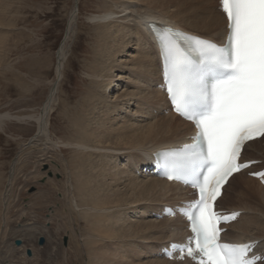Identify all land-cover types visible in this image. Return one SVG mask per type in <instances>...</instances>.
Listing matches in <instances>:
<instances>
[{"label": "bare ground", "instance_id": "bare-ground-1", "mask_svg": "<svg viewBox=\"0 0 264 264\" xmlns=\"http://www.w3.org/2000/svg\"><path fill=\"white\" fill-rule=\"evenodd\" d=\"M108 2L109 5H106L101 15L94 18L97 21L94 39L98 42L95 45L97 48L91 54V63L90 66L88 65L91 78L87 80L92 87L85 94L86 103L77 107L73 119H70L76 135L71 139L69 145L75 148L74 153L78 155L74 160L76 165L73 172L69 171V166L66 163L64 166L67 174L66 185H63L65 200L71 198L66 202V205L69 209H74L75 212H78V207L85 209L82 211L80 208L82 213H79L86 217L89 223L83 243L85 250L88 251V260L86 261L88 264H129L132 259L142 257L141 255L144 253H141L140 250L143 249L142 252H144L151 247L150 244L158 245L153 257L158 261L153 259V261H141L139 264H190L188 262H170L162 259L159 254L161 249L168 248L171 243L178 244L187 236L186 224L183 220L179 217L173 219L163 217L160 222L154 219L131 222L129 221L130 216H127V214L137 213L138 209H141L143 210L141 212L143 219L151 212L161 214L163 207H175L180 202H188L193 198L188 189L176 183H167L152 175L154 169L152 168L151 154L157 150L185 143L186 137L191 135L192 130L189 123L170 112L163 92L157 88L159 61L156 49L153 47L151 29L148 24L172 26L221 43L226 32V21L219 10L218 0H108ZM6 6V0H0V29L2 28L1 17L5 13ZM72 14L74 15L69 19L67 34L73 24L76 11ZM7 36L0 31V54L10 41ZM58 53L59 64L56 74L60 76L64 59L63 50L60 49ZM125 53L129 59L122 61ZM123 70H128V75L133 78L131 84L128 85V89L131 91L123 92L114 102L109 101V86H116L114 73H122ZM55 90L51 92L37 117L28 116L29 119H35L38 131L35 136L36 140L43 136L46 137L48 134L47 121L50 117ZM130 103L137 104L136 108L138 109L133 112V115L136 114L140 119H135L133 122L123 119L121 122L117 113L123 111V107ZM26 119L27 117L8 114L0 116V129L4 121ZM263 141L264 137H261L259 140L248 143L243 151V159L264 162V147H258V144ZM46 145L45 142L39 145V150H49L50 148ZM123 156L126 162L124 167L117 163V160ZM13 167H15L14 164L10 171L9 181L12 179ZM145 168L147 170L144 171ZM261 169H264V166L255 167L253 172ZM136 171H139V177H136ZM72 178L76 179V185H83L76 195H73L75 188L71 181ZM234 180H236L234 185L229 187ZM257 186L264 189V186L248 177L246 173L240 172L233 175L224 187L218 205H220V210L241 212L239 218L227 226L226 233L223 235L224 240L236 243L257 241L256 252L264 254V242L260 241L264 238V190L262 192L257 190L255 193L254 187ZM229 188L235 192L237 205L235 203L234 206L223 208L221 204L223 200L225 201ZM7 193L8 190L1 198V204L4 207V210L1 211V219L4 221L0 228L4 232H0V264H27L30 257L27 259V255L25 256V247L27 246H25V241L20 239L21 245L17 247L14 245L16 239L12 240L10 248L15 253L12 250H7L4 241L5 233L8 230L7 221H5ZM254 201L257 203L254 204ZM224 203L223 205L226 206L227 204ZM249 210L256 211L258 214H253ZM56 213L60 221L64 220L59 212H53V216ZM62 225L63 227L60 228L65 227L61 222ZM252 228H255L257 232L255 233L254 229V233L252 231L249 234L248 230L251 231ZM37 230V227L33 225H26L24 229L26 234L23 235L33 236ZM40 230V234L42 232L54 234L49 230L46 231L42 228ZM233 230L237 232L229 236ZM76 232L77 227L70 231L73 235ZM68 235L71 237L72 246L76 245L78 248L77 243L79 242L73 239L69 233ZM143 241L149 242L144 243ZM28 242L30 243V241ZM45 243L43 248L36 249L37 254L41 253L40 250H45L43 261L36 260V264H63L64 249L60 248L61 244H59L60 246L55 245V241L53 242L51 237ZM49 246L50 250L51 246L52 249L54 246H58L59 250L54 254L47 251ZM73 251L75 252V250ZM50 255H53L52 259ZM32 258L34 257L32 256ZM32 258L30 261L33 260Z\"/></svg>", "mask_w": 264, "mask_h": 264}, {"label": "rangeland", "instance_id": "rangeland-1", "mask_svg": "<svg viewBox=\"0 0 264 264\" xmlns=\"http://www.w3.org/2000/svg\"><path fill=\"white\" fill-rule=\"evenodd\" d=\"M6 2L7 11L5 10V13L2 14L0 31L4 32L6 36L9 35L7 37L10 41L0 54V116L8 114L27 117V119L4 121L0 129V212L4 210L1 198L8 190L5 202L7 212L5 221H7L8 230L6 229L4 241L7 250H12L15 253L10 248L12 247L10 243L12 244V240L15 239H23L25 246L27 245L25 256L27 250L30 252V256H26V258L34 257L32 261L29 258L27 264H36V260L43 261L45 257L44 249L40 250L41 253L38 254L36 249L43 248L45 242L51 237L53 242L55 241V245L61 244L60 248L64 249L63 264H86L88 251L85 250L83 243L89 223L88 219L79 213L85 209L78 207V212H75L74 209H69L66 205V202L71 198L65 200L63 185L66 182L67 174L64 166L66 163L69 166V171L73 172L76 165L74 160L78 154H75V148L69 145L71 139L76 135L70 119H73L76 108L82 103H86L85 94L92 87L87 80L91 78L89 70L91 54L97 48L95 45L98 42L94 39L95 31H97L95 30L97 21L94 18L101 15L109 2L108 0H6ZM74 11H76V16L73 22L71 21L73 24L67 34L69 19L74 15L72 14ZM60 49L63 50L64 59L60 76H58L56 68L59 64L58 52ZM126 54H123L122 61L129 59ZM132 55L134 56V53ZM123 68L125 67L123 66ZM123 71L114 73L116 86H109L110 97L108 98L106 95L109 101L114 102L123 92L131 91L128 89V85L131 84L133 78L128 75V70ZM53 90H55L54 101L47 121L48 134L46 137L43 136L36 140L35 136L38 131L35 119H29L28 116L37 117L39 115ZM136 106V103L124 106V110L117 113L119 120L121 122L123 119L130 120V122L135 119L139 120L140 117H137L136 114L133 115V112L138 109ZM152 113L155 114L154 111ZM44 142L50 149L41 151L39 145ZM258 147H264V141L259 143ZM108 153L105 154L108 155ZM117 163L124 167L126 165L124 156L119 158ZM13 164L15 167H13L12 179L9 181ZM263 166L264 162H259L256 168ZM135 174L136 177H139V171H136ZM71 181L75 188V192L72 191V193L76 195L83 185H76L75 178H72ZM235 181L229 187L233 186ZM229 190L225 201L223 200L221 204L223 208L234 206L235 203L237 205L235 192H232L230 188ZM257 190L262 192L264 189L259 186L254 187L255 193ZM224 202L227 204L226 206L223 205ZM253 203L255 204L257 201ZM142 211L138 209L137 213L127 214L130 216L129 221L154 219L160 222L162 220L157 217L159 212H151L150 215H146L142 219ZM53 212H59L64 220L60 221L57 213L53 216ZM251 212L258 214L256 211ZM78 214L80 215L78 216ZM1 218L2 212L0 213V226L4 221ZM61 222L64 224V228H60L63 227ZM26 225L37 227V234L34 233L30 237L23 235L26 234L24 233ZM76 227L75 235L71 234V229ZM39 228L49 230L54 234L45 232L40 234ZM254 229L248 230V233H252ZM0 232L3 233L4 230L0 228ZM236 232L233 230L229 236ZM68 233L79 242L77 243L78 248L76 245L72 246ZM40 238L45 241L42 245L38 244ZM260 241L264 242V238ZM150 245L151 247L144 252H142L143 249L140 250L141 253H144L143 259V255H141L142 257L132 259L133 262L131 261L132 263L129 264L153 261L158 245ZM58 248V246H54L52 249L51 246L50 250L49 246L47 251L55 254L59 250ZM33 251L36 253H31ZM66 251L67 254H65ZM42 254L44 256L41 257ZM14 256L17 255L14 254ZM50 256L52 259L53 255ZM7 259L9 260L8 257Z\"/></svg>", "mask_w": 264, "mask_h": 264}, {"label": "snow or ice", "instance_id": "snow-or-ice-1", "mask_svg": "<svg viewBox=\"0 0 264 264\" xmlns=\"http://www.w3.org/2000/svg\"><path fill=\"white\" fill-rule=\"evenodd\" d=\"M219 2L227 17L223 45L149 25L163 59V87L175 111L198 129L194 143L171 154L166 165L168 179L181 180L199 194L175 210L193 235L170 245L169 255L179 252L183 259L186 252L194 261L199 257L198 264H264V254L250 255L257 242H220L219 225L239 214L214 210L228 177L251 163L239 162L245 144L264 137V0ZM256 175L264 179V173Z\"/></svg>", "mask_w": 264, "mask_h": 264}, {"label": "water", "instance_id": "water-1", "mask_svg": "<svg viewBox=\"0 0 264 264\" xmlns=\"http://www.w3.org/2000/svg\"><path fill=\"white\" fill-rule=\"evenodd\" d=\"M43 243H44V240L42 238H40L39 241H38V244L42 245ZM14 245L17 246V247L20 246L21 245V241L20 240H15L14 241ZM26 255L30 256V252L28 250L26 251Z\"/></svg>", "mask_w": 264, "mask_h": 264}]
</instances>
